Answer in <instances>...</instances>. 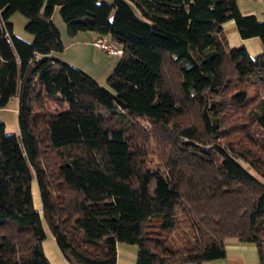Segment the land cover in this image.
Returning a JSON list of instances; mask_svg holds the SVG:
<instances>
[{"label":"trees","instance_id":"1","mask_svg":"<svg viewBox=\"0 0 264 264\" xmlns=\"http://www.w3.org/2000/svg\"><path fill=\"white\" fill-rule=\"evenodd\" d=\"M56 6L69 36L120 45L110 88L49 55ZM228 21L264 50L236 0H0V107L17 97L19 131L0 121V264H51L46 228L67 264H116L119 241L135 264H202L229 239L264 264V51L228 47Z\"/></svg>","mask_w":264,"mask_h":264},{"label":"rangeland","instance_id":"2","mask_svg":"<svg viewBox=\"0 0 264 264\" xmlns=\"http://www.w3.org/2000/svg\"><path fill=\"white\" fill-rule=\"evenodd\" d=\"M112 2L113 0H103ZM52 19L60 33H62L61 40L64 45L61 51H52V56L68 62L70 65L80 68L96 82L103 87L110 88L108 78L113 72V69L118 62L121 52L108 53L99 48H92L86 41L87 33H92L90 30L80 31L76 36H69L66 30V24L61 20L58 7L56 6ZM13 24V33L25 40L31 41L33 35L25 30L26 17L20 12H14L9 19ZM237 32V31H236ZM226 40L229 41L228 46H238L243 43H235L234 33L229 30V27L224 28ZM112 46L121 50L120 45L105 38ZM257 39V38H256ZM261 46L259 50L250 49V56L256 57L261 53ZM65 60H64V59ZM68 60V61H67ZM17 97L12 96L6 105L0 107V121L4 123V131L6 134L18 135V119H17ZM31 194L33 206L36 210H41V202L39 197L38 185L35 179L31 183ZM43 251L51 264H67L66 259L61 254L51 234L46 228V235L42 240ZM116 264H135L137 245L134 243L119 241L116 244ZM188 264H195L190 262Z\"/></svg>","mask_w":264,"mask_h":264},{"label":"crops","instance_id":"3","mask_svg":"<svg viewBox=\"0 0 264 264\" xmlns=\"http://www.w3.org/2000/svg\"><path fill=\"white\" fill-rule=\"evenodd\" d=\"M236 2L242 14H253L259 20L264 21V0H236ZM227 27H229V30L234 33L233 35L235 36V43H243L248 52H250V49L254 51L259 50L260 46L262 48L261 53L264 51L262 44L257 37L241 38L233 21L226 22L222 27L221 34L225 35V38L226 34H224V28ZM60 34L62 36V33ZM98 37L108 38L107 36H99L94 31H92V33H87V36L85 38L86 41H88V43L92 46V48H98L93 44V41ZM226 44L228 46L229 41L226 40ZM49 55L52 56L51 53ZM225 248L226 254L224 257L204 261L202 262V264H260L257 249L253 243L229 239L225 242Z\"/></svg>","mask_w":264,"mask_h":264},{"label":"built area","instance_id":"4","mask_svg":"<svg viewBox=\"0 0 264 264\" xmlns=\"http://www.w3.org/2000/svg\"><path fill=\"white\" fill-rule=\"evenodd\" d=\"M93 44L101 50H104L108 53H117L121 52V50L112 46L104 37H98L93 41Z\"/></svg>","mask_w":264,"mask_h":264}]
</instances>
